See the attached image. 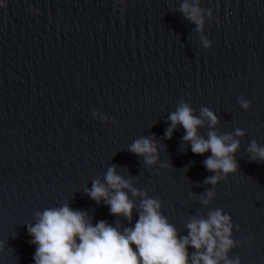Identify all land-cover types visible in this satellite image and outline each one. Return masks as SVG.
<instances>
[{
    "label": "water",
    "instance_id": "95a60500",
    "mask_svg": "<svg viewBox=\"0 0 264 264\" xmlns=\"http://www.w3.org/2000/svg\"><path fill=\"white\" fill-rule=\"evenodd\" d=\"M6 3L0 8V264H35L28 226L37 212L65 203L94 225L134 226L143 197L124 189L136 206L130 224L87 194L94 180L106 183L111 166L160 200L180 237L193 218L222 209L238 242L229 258L264 264V162L247 152L252 141L264 147V0H199L202 31L180 10L185 0ZM240 97L251 101L247 110ZM181 102L197 116L204 107L217 116L214 129L207 120L198 129L205 138L210 130L244 131L234 136L239 171L226 181L204 183L214 175L203 164L211 151L192 153L182 125L166 137ZM141 137L155 138L156 164L129 151ZM209 189L216 195L205 205L200 197ZM195 251L189 246L190 255Z\"/></svg>",
    "mask_w": 264,
    "mask_h": 264
},
{
    "label": "clouds",
    "instance_id": "9594fccd",
    "mask_svg": "<svg viewBox=\"0 0 264 264\" xmlns=\"http://www.w3.org/2000/svg\"><path fill=\"white\" fill-rule=\"evenodd\" d=\"M6 7V0H0V8ZM180 10L197 25V31L203 30V10L199 7V0H193L191 4L185 0ZM204 46H210L206 38ZM239 103L247 110L251 101L240 97ZM169 120L168 139H171L177 125H182L186 132L183 140L191 144L192 153L204 155L211 151L203 164L214 175L207 177L205 184L215 186L239 171L235 153L240 142L234 136H243V130L236 129L234 135L210 130L205 138L198 129L205 126V120L209 121V128L214 129L219 123L218 118L207 107L202 108L197 116L187 102H181ZM129 151L142 156L149 166L159 159L154 137L135 140ZM247 152L251 160L264 162V147L256 141L251 142ZM161 166L171 167L170 164ZM105 181L94 180L87 194L98 204L103 200L113 215L123 216L130 224L136 206L124 189L131 191L133 196L143 197L139 219L134 226L122 228L119 222L113 226L106 221L94 225L86 212L73 210L67 203L37 212V222L28 226L31 243L36 245L35 264H241L239 257L230 259L228 256L238 242L232 239L231 218L222 209L211 211L207 219L193 218L186 225L188 234L180 237L177 229L162 214L160 200L133 188L129 180L117 173L115 166L108 168ZM215 195L209 189L200 200L207 205ZM236 227L239 228L238 225ZM189 246L196 250L191 255Z\"/></svg>",
    "mask_w": 264,
    "mask_h": 264
}]
</instances>
